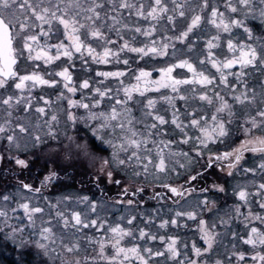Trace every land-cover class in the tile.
<instances>
[{
  "label": "snow or ice",
  "instance_id": "6c2138e0",
  "mask_svg": "<svg viewBox=\"0 0 264 264\" xmlns=\"http://www.w3.org/2000/svg\"><path fill=\"white\" fill-rule=\"evenodd\" d=\"M264 264V0H0V264Z\"/></svg>",
  "mask_w": 264,
  "mask_h": 264
},
{
  "label": "flooded vegetation",
  "instance_id": "af4514ba",
  "mask_svg": "<svg viewBox=\"0 0 264 264\" xmlns=\"http://www.w3.org/2000/svg\"><path fill=\"white\" fill-rule=\"evenodd\" d=\"M5 258L7 259L8 264H12V262H13L14 259H15V256H14V254H12V255H6Z\"/></svg>",
  "mask_w": 264,
  "mask_h": 264
}]
</instances>
